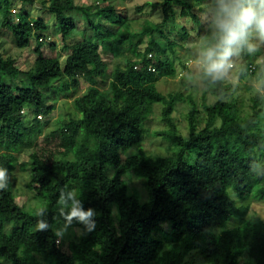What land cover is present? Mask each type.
I'll return each instance as SVG.
<instances>
[{
	"label": "trees",
	"instance_id": "trees-1",
	"mask_svg": "<svg viewBox=\"0 0 264 264\" xmlns=\"http://www.w3.org/2000/svg\"><path fill=\"white\" fill-rule=\"evenodd\" d=\"M95 1L102 5L92 9L73 0L42 1L67 51L61 63L54 43L49 44V56L41 50L45 19L31 17L25 7L13 15L11 0H0L1 26L10 32L13 44L23 49L35 41V58L28 69L17 68L14 58L0 54V166L8 169V185L0 189V260L10 264H264V220L248 214V206H237L235 200H264L260 92L264 59L253 64L249 48H241L244 63L238 76L252 74L259 85L245 113L234 99H228V83L223 78L213 80L205 71L200 104L180 92L164 94L155 86L157 78L175 74L171 61L159 59L175 46L164 30L177 16L200 25L199 11L206 0H146L135 11L160 9L161 17L149 20L139 31L131 30L130 19L117 13L113 1ZM79 18L84 22L81 31L76 26ZM78 32L82 38L70 42ZM143 36L147 41L141 50L132 40ZM127 43L132 44L131 55L110 70L100 50L112 51ZM53 79L59 80L66 96H72L78 117L36 142L42 126L39 118L54 109L43 92ZM79 79L88 86L80 93ZM99 79L109 80L107 88L98 86ZM208 93L215 98L212 102L206 100ZM182 102L189 105L186 137L172 118L175 105ZM155 104L161 105L166 128L154 135L173 142L176 150L170 155H150L142 147L145 123ZM25 109L32 112L28 125L22 116ZM131 148L134 152L126 154ZM24 152L27 159L20 160ZM16 169L28 172L26 187L41 203L39 210H26L17 203ZM129 172L142 180L148 192L145 201H139L135 191L129 192L124 179ZM61 188L74 191L85 208L96 211L95 229L70 241L68 252L58 244L61 236L54 234L63 224L56 203ZM39 218L52 227L38 230ZM232 218L240 222L228 227ZM72 225L82 229L75 220Z\"/></svg>",
	"mask_w": 264,
	"mask_h": 264
},
{
	"label": "rangeland",
	"instance_id": "rangeland-1",
	"mask_svg": "<svg viewBox=\"0 0 264 264\" xmlns=\"http://www.w3.org/2000/svg\"><path fill=\"white\" fill-rule=\"evenodd\" d=\"M43 0H11V10L13 15L20 9L25 7L31 17H42L47 24V30L44 33L43 46L41 48L44 55L49 56L50 43H54V54H56L61 63L64 61L66 49L63 48L57 28L53 25V15L47 10V7L42 2ZM47 1V0H46ZM79 5H90L92 9L97 6H101L102 2L95 0H73ZM115 4L116 11L123 17L130 19V28L132 31H139L144 24L149 22H156L161 17L160 9H150L146 7L141 13L135 11L136 5L142 4L146 0H111ZM157 1V0H149ZM193 4V2H191ZM212 4V0H206L201 5L202 9L199 11L200 25L195 24L190 19L180 18L177 16L176 20L170 22L167 28L164 30L165 34L170 36L175 41V46L172 51L166 50L165 54L159 56L160 60L168 59L173 63L175 74L159 76L155 83L157 90L167 94L169 92H180L184 95H190L197 103H201V96L204 89L202 80V73L205 71L204 63L201 57V51L206 47L212 34V28L209 23V12ZM177 15L179 8L176 9ZM158 17V18H157ZM95 22L103 23L98 18H93ZM2 17L0 14V54L10 56L15 59V66L19 69L25 70L32 66L35 54H34V39L30 40L28 47L20 49L17 48L12 41L10 32L1 26ZM76 26L81 31L84 26V22L81 18L76 20ZM250 42L253 44V48L249 49L253 54V64L263 63L264 59V36L252 31ZM82 35L78 32L75 36L71 37L70 42L80 40ZM147 41V36H143L139 40L133 39V44L138 45L139 49L143 50ZM132 44L127 43L124 47L114 46L112 51L100 50L102 60L109 66V69H113L115 65H123L126 62L127 56L131 55ZM232 67L223 79L229 85L228 99H234L242 112L248 111V104L250 97L259 89V85L256 82L254 76L249 74L247 77L241 79L238 76V68L244 63V56L240 51L232 58ZM80 84L78 92H84L88 89L87 84L79 79ZM108 79L105 82H98L100 88H107ZM20 84V83H19ZM25 84L29 87V82ZM46 103L54 105V109L47 115L41 116L39 119L42 123L41 131L37 135L35 141L40 142L42 135L49 133L59 127L64 121L71 117H78L77 112L72 106V96H66L61 89V83L59 80L53 79L48 88L43 90ZM215 98L207 94V102H212ZM189 109V105L186 102L178 103L175 105L172 113V118L177 125L179 133L186 137L188 135V127L186 120V113ZM161 105L155 104L152 108V112L149 115L145 127L146 133L144 134L142 147L150 155H170L172 150L175 149L173 142L163 136L154 135L155 131L166 128V124L161 121ZM23 121L25 125L30 124L32 118V112L29 109H25L22 113ZM264 125V122H263ZM135 148H131L126 154L133 153ZM193 155V153H192ZM123 156H125L123 154ZM20 160L27 159V153L24 152L19 157ZM261 160L264 161V158ZM189 162L192 161V157L189 158ZM13 193L17 203L26 210H39L41 203L34 197L32 191H30L26 184L28 182V172L16 169L14 172ZM129 186V192L135 191L139 201L143 202L148 198V192L141 179L136 178L132 173H126L124 175ZM237 206L247 205L249 208L248 214H254L264 220V200L259 201L256 199L240 200L235 198ZM114 217L116 216V210L113 211ZM58 218L64 223V216L60 212V208L57 211ZM240 222L239 219L232 218L228 222V227L237 225ZM164 228L167 225H163ZM80 228L75 225H70L69 229L64 232L59 240V246L63 251L68 252L67 244L70 241H77L80 235ZM0 264H10L9 262L0 260ZM254 264V263H252Z\"/></svg>",
	"mask_w": 264,
	"mask_h": 264
},
{
	"label": "clouds",
	"instance_id": "clouds-1",
	"mask_svg": "<svg viewBox=\"0 0 264 264\" xmlns=\"http://www.w3.org/2000/svg\"><path fill=\"white\" fill-rule=\"evenodd\" d=\"M209 12V23L212 28L211 40L201 51L205 72L213 79L223 78L232 67V57L245 45L251 49L249 34L253 30L264 36V0H212ZM8 169L0 166V189L8 185ZM64 223L54 230L59 237L69 229L75 220L82 229L81 234L95 229V209L85 208L83 202L74 191L61 188L56 199ZM45 211L40 212V217ZM38 230H45L49 225L39 218L36 222Z\"/></svg>",
	"mask_w": 264,
	"mask_h": 264
},
{
	"label": "built area",
	"instance_id": "built-area-1",
	"mask_svg": "<svg viewBox=\"0 0 264 264\" xmlns=\"http://www.w3.org/2000/svg\"><path fill=\"white\" fill-rule=\"evenodd\" d=\"M148 56L150 58H152V55L149 53ZM152 70H154L153 68H151ZM252 70H254V66L253 65H250L249 68H248V71L249 72H252ZM260 92L262 94V97L264 98V88L260 89ZM23 112V111H22Z\"/></svg>",
	"mask_w": 264,
	"mask_h": 264
}]
</instances>
